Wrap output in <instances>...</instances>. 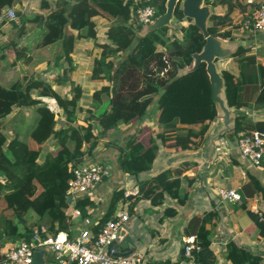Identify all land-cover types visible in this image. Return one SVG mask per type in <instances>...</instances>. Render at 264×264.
Wrapping results in <instances>:
<instances>
[{
	"label": "trees",
	"instance_id": "trees-1",
	"mask_svg": "<svg viewBox=\"0 0 264 264\" xmlns=\"http://www.w3.org/2000/svg\"><path fill=\"white\" fill-rule=\"evenodd\" d=\"M204 2L212 8L208 21L209 33L224 41L241 39L242 35L229 28L232 26L235 8L239 6L244 17L251 12H246L239 0ZM149 4L155 7L156 18L165 12V0H151ZM31 5L39 10L33 39L17 53V67H11L10 62L0 61V122L4 121L0 127V135L4 139V142L0 140L2 247L19 241L29 242L36 227H45L52 236L60 232L67 233L72 226L70 217L66 215L70 201L66 195L68 183L78 164L97 160L93 153L97 148L96 139L87 149L83 148L86 139H91L95 126L102 127L104 133H115L121 126L143 122L155 99L159 101L164 96L180 70L192 66V55L199 53L205 44L199 29L191 20L182 16L181 3L175 10L176 20L171 27H163L140 37L138 32L141 27H136L130 21L129 5L124 4L123 0H78L70 8L68 0H35L30 4L27 0H0V15L11 8L20 19L18 24L9 22L2 35L13 41L15 47H19L23 39L30 38L27 31L30 16L26 8ZM250 6L253 10L257 5L253 3ZM222 8L225 9L220 11ZM248 35L251 40L253 33ZM246 45H240L232 56L216 61L225 81L227 105L237 113L233 129L221 137L231 146L236 145L243 133L251 132L243 126L252 122L254 117L251 114L264 111V66L260 62L264 57V48L255 50L249 41ZM7 52L8 46H0V54ZM23 52L25 55L21 57ZM45 53L53 56L54 67L62 69L63 76L57 83L71 87V99L32 72L36 65L45 63ZM72 56L80 61L78 65L67 67ZM89 57L95 59L90 68V76L86 78L85 88L88 89L89 84L100 85L102 88L96 90L92 97L89 107L91 112L85 118L87 126H84L77 125V122L86 111L82 98L86 91L82 83L73 81L71 76L76 73L79 78L85 74L90 67ZM166 59L170 63V70L161 77L159 73L166 66ZM200 70H205L204 64L197 71ZM235 78L239 82L233 90L229 80ZM28 80H31L29 84ZM102 89L108 93H103ZM40 98L54 99L58 113L52 112ZM32 103L36 105L33 109L30 108ZM23 108H28L30 112L24 120L25 115L19 113ZM17 109V118L6 123L8 114ZM58 115L62 122L60 126L56 120ZM217 119L213 104L209 120ZM207 125L205 123L198 131L178 129L177 136L185 134L186 139L181 145L182 150L205 144L207 146ZM9 126L12 129L11 135L5 134ZM169 126L175 128V123ZM49 143L57 151L45 152V161L39 163L37 157ZM104 147L115 149L123 174L137 179L151 171L160 152L159 145L153 139L139 141L136 135L125 146L114 140L105 143ZM62 148L68 154L60 153ZM196 165L197 162H193L188 167ZM185 167L182 164L179 168L166 169L154 180L139 181V195L130 199L129 210L132 211L146 199H150L153 205H162L169 199L184 207L187 198L181 196L180 192ZM131 187L134 186L122 184L112 192L107 213L93 227L96 234L112 218L117 205L127 201L124 195ZM73 204L80 211L82 220L89 216L91 208L96 207L86 195L76 198ZM30 215L33 216L31 222ZM217 221L218 214L212 209L203 215H194L188 223V232L194 234L195 244L200 247L197 258L201 264H216L210 236ZM256 222L260 235L264 237V221L257 217ZM230 259L233 264L261 263L259 257L241 248Z\"/></svg>",
	"mask_w": 264,
	"mask_h": 264
},
{
	"label": "crops",
	"instance_id": "crops-1",
	"mask_svg": "<svg viewBox=\"0 0 264 264\" xmlns=\"http://www.w3.org/2000/svg\"><path fill=\"white\" fill-rule=\"evenodd\" d=\"M260 2H264V0H239L246 12L252 11L251 4L257 5ZM31 8L32 5L26 12L30 13ZM223 9L225 8L220 11ZM33 12L39 13L37 7L33 6ZM243 17L244 13L237 6L232 18V26ZM8 23V21L4 22L0 29ZM232 26L229 28L236 31ZM240 35H242L241 39L234 41H240L243 46H247L249 41L255 50L264 48V35L253 33L251 40L248 39L250 38L248 34ZM260 62L264 66V57L260 59ZM92 65L86 69L85 81L90 76ZM238 82L237 78L229 80L233 90L237 88ZM89 85V89L92 87V91L89 93L92 97L96 90L102 88L96 84ZM94 87L97 88L93 89ZM102 92L108 93L103 89ZM212 105L208 75L205 70H200L176 78L164 96L159 101L155 99L143 122H132L121 126L115 133L106 132V143L118 140L121 146H125L128 140L136 135L139 141L153 139L159 145L160 152L151 171L142 174L139 179L123 174L118 165V153L115 149L104 147L95 153L96 161L109 165L112 174L95 190L86 195L96 204L95 208L89 210L87 218L84 220L81 217L73 219L70 216L72 209L66 210V215L70 217L72 226L67 233L60 232V236L73 239L86 226H91L93 229L99 219L107 213L111 194L119 185L130 184L138 187L139 181L154 180L166 169L179 168L185 164L180 192L181 196L187 198L184 207H180L176 201L169 199L162 205H153L150 199H146L129 211L130 221L126 229L136 245L133 252L141 253L146 261L152 263L172 262L181 259L185 239L194 235L188 232L187 227L190 219L196 214L203 215L215 209L218 221L216 228L211 231L210 237L216 264H233L230 258L240 248L250 252L254 257H259L260 264H264V237L260 235V228L256 222L259 216L251 212V208L256 207L264 219V161L259 167L253 166L233 147L221 149L219 144L215 148L211 146L210 140L221 127L219 119L209 120ZM17 113L18 109L12 111L6 117L5 122H12V118ZM251 115L254 118L251 123L243 124L244 129L246 131H264V111ZM3 122H0V127ZM173 123H175V128L167 127L168 124ZM205 123H208L205 132V137L208 138L207 146L205 144L198 148L182 150L181 145L185 143L186 139L185 134L177 136L178 129L183 131L190 128L198 131ZM40 155L41 153L38 156ZM193 162H197V165L189 168L188 165ZM219 188L236 189L242 196V204L222 202L217 194ZM29 217V222L33 221V216ZM8 245L13 244H6L4 248ZM50 256V254L44 253L43 258L45 260Z\"/></svg>",
	"mask_w": 264,
	"mask_h": 264
},
{
	"label": "built area",
	"instance_id": "built-area-1",
	"mask_svg": "<svg viewBox=\"0 0 264 264\" xmlns=\"http://www.w3.org/2000/svg\"><path fill=\"white\" fill-rule=\"evenodd\" d=\"M150 1L123 0L124 4L129 5L130 21L136 27L142 29L143 26L151 24L156 19V9L149 4ZM249 3L252 2L249 1ZM6 21L18 24L20 19L17 13L10 8L0 16V26ZM232 27L240 34L264 35V2L258 3L249 16L243 17ZM165 63L166 66L159 73L161 77H164L170 70V63L167 59ZM156 70L157 68L154 69ZM40 99L52 112L58 113V105L54 99ZM218 140L221 149L232 147L237 149L253 166L259 167L264 161V131L253 130L250 133H243L235 146H231L223 138ZM110 176L111 167L99 161L81 163L73 169V177L68 183L66 192L70 199L68 209H72L71 218L81 216L80 211L74 209V200L89 194ZM217 194L222 202L242 204V196L236 189L219 188ZM138 195V187L128 189L124 195L127 201L117 205V211L97 234L91 226H86L77 236L69 239L67 236L61 237L60 233L52 236L45 227H36L33 229L32 239L29 242L19 241L5 248L0 245V264H32L34 253L40 247L44 248L45 254L51 255L46 257L45 264H201L197 258L200 247L195 244V236L185 239L183 257L172 262H148L139 252H133L127 257L114 256L115 250L108 247L117 240L121 230L127 227L130 221V199ZM251 212L264 220L262 213L256 207L251 208Z\"/></svg>",
	"mask_w": 264,
	"mask_h": 264
},
{
	"label": "water",
	"instance_id": "water-1",
	"mask_svg": "<svg viewBox=\"0 0 264 264\" xmlns=\"http://www.w3.org/2000/svg\"><path fill=\"white\" fill-rule=\"evenodd\" d=\"M77 1L78 0H68V7L70 8L74 2ZM204 1L205 0H165V12L158 16L151 24L143 26L138 32V36H145L163 27H171L172 23L176 20L174 13L180 3L182 16L191 20L199 29L205 39V44L199 53H194L192 55V66L180 70L176 78L193 73L197 71L202 64L205 65V71L208 75L210 84L211 98L217 112V117L221 122L220 129L210 140L211 146L215 148V141L233 129L237 115V113L227 105L225 81L219 72L216 61L223 60L235 54L242 43L240 41H224L209 33L208 21L212 15V8L206 5ZM30 82L31 80H28L27 84ZM108 248L115 250L114 256L116 257H127L133 253L136 245L130 237L128 230L123 228L117 240L109 245ZM43 255L44 248L40 247L34 253L32 264H45Z\"/></svg>",
	"mask_w": 264,
	"mask_h": 264
},
{
	"label": "rangeland",
	"instance_id": "rangeland-1",
	"mask_svg": "<svg viewBox=\"0 0 264 264\" xmlns=\"http://www.w3.org/2000/svg\"><path fill=\"white\" fill-rule=\"evenodd\" d=\"M29 2L28 3H32L33 1L35 0H28ZM116 3L118 4V2L116 1ZM30 6H28L27 10H29ZM118 9V7H117ZM29 16H30V21H29V24L27 26V31H28V34L30 35V38L28 39H23L22 40V43L19 47H15L13 41L11 40H8L6 39V37H3L2 35L4 34V32H6L7 30V25H5L3 28L0 29V46H8L9 47V52L7 53H2L0 54V61L2 62H10V64L12 65L11 67H17V61H16V56H17V53L20 51L21 47H23V45H27V43L33 39L34 36H32L34 34V27L37 25L38 21H39V18L37 17V14H35L33 12V6L32 8L30 9V13H29ZM95 16H93V20L95 19ZM190 21V20H188ZM94 43V42H93ZM92 43V44H93ZM93 45H96L95 43ZM25 55V52H23L21 54V57ZM43 57L44 59L46 60L45 63L42 62L41 64L39 65H36L34 70L32 71L33 73H36L35 75L39 78V79H45V81H48L50 82V84L52 85V87L56 90H58L63 96L65 97H68V99H71L72 98V92H71V87H66L64 85H60L57 83L58 79H60V77L63 76L62 74V69L61 68H56L53 66L52 64V59H53V56H51L50 54L48 53H45L43 54ZM95 59V57H89L88 58V63H89V66L93 64V60ZM79 58L75 57V56H72L71 60L68 62L67 64V67H69L70 65H78L79 63ZM49 63V64H48ZM47 64V65H46ZM219 68V67H218ZM88 69V68H87ZM72 78H74V80H78L79 82H81L82 84V87L84 88V90L87 92L84 93L85 95L82 97L83 98V102L85 103V114L83 115V118L80 119L78 122H77V125H84V126H87V123H85V118L87 117L88 113L91 112L90 110V105H91V95L89 94L91 91H92V87L89 89L85 88V75H81V77L78 78V75L76 73L72 74L71 76ZM73 80V81H74ZM232 84V83H231ZM90 86V85H89ZM232 86V85H231ZM101 87V86H100ZM97 87H94L93 89H96ZM93 93V92H92ZM95 93H93L94 95ZM98 98V97H97ZM45 103V102H44ZM35 103L31 104L30 105V108L33 109L35 108ZM28 108H24L23 110L19 111V113L25 115L23 118L26 119L28 117V114L30 113L29 110H27ZM89 110V111H88ZM17 112V111H16ZM17 113V114H19ZM17 114L14 115V117L17 118ZM14 117L12 118V121H14ZM56 120L58 122V126H60V124L62 123L61 120H60V116H56ZM11 123V122H10ZM93 125H96L95 123H92ZM96 129H94L92 131V137L91 139H86V145L83 147L84 149L88 148L91 144V142H93L95 139H96V150L93 152L94 155L95 153H97L98 151H100L101 149H104V144L106 143V138H105V133L103 131V128L99 127V126H95ZM12 133V129L11 127L8 128L6 130V133L5 134H8V135H11ZM0 140L4 142V139L3 137L0 135ZM118 142V140H117ZM50 145L49 146H46L42 151H41V155L38 156V159L37 161L39 163H43L46 159V153L45 152H48V151H54L56 152L57 150L55 149L54 146H52L53 144L52 143H49ZM176 146H179V145H176ZM50 147H52V149H49ZM60 153H66L68 154L67 150L65 148H62L61 149V152ZM44 155V156H43ZM88 155L86 157H84L85 159H87ZM96 162V160H95ZM101 162V161H99ZM40 189V188H39ZM119 206V205H118ZM117 211V209H116ZM49 264V263H48Z\"/></svg>",
	"mask_w": 264,
	"mask_h": 264
}]
</instances>
